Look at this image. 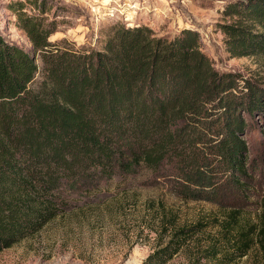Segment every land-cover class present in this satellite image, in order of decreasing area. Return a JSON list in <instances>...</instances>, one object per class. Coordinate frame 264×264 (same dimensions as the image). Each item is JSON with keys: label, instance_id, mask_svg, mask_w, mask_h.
<instances>
[{"label": "trees", "instance_id": "trees-1", "mask_svg": "<svg viewBox=\"0 0 264 264\" xmlns=\"http://www.w3.org/2000/svg\"><path fill=\"white\" fill-rule=\"evenodd\" d=\"M15 11L32 50L0 34V251L62 212L61 187L148 169L195 198L200 181L239 184L253 165L244 134L250 118L264 119V82L218 70L195 29L167 37L119 24L101 48H77L49 39L55 19ZM222 13L230 54H264V0H232ZM258 219L225 220L235 256L257 243L264 259V194ZM174 240L143 264L165 262Z\"/></svg>", "mask_w": 264, "mask_h": 264}, {"label": "rangeland", "instance_id": "rangeland-1", "mask_svg": "<svg viewBox=\"0 0 264 264\" xmlns=\"http://www.w3.org/2000/svg\"><path fill=\"white\" fill-rule=\"evenodd\" d=\"M229 1L0 0V34L32 50L18 24L15 10L19 7L55 19L56 29L49 39L65 38L77 48H101L119 24L143 23L167 37L192 28L198 32L200 48L218 70L238 71L264 82V54L232 55L226 49L219 24L229 18L222 13ZM250 123L244 137L247 162L253 165L246 174H239V184L219 175L216 183L200 181L199 197L193 198L166 174L143 169L137 173L118 170L110 179L61 187L62 212L35 234L2 249L0 264H143L172 238L173 243L182 244L160 264H264L257 243L237 257L233 245L224 241V236H230L223 229L226 219L252 228L259 220L264 194V119L255 116ZM182 227L191 230L176 235Z\"/></svg>", "mask_w": 264, "mask_h": 264}]
</instances>
